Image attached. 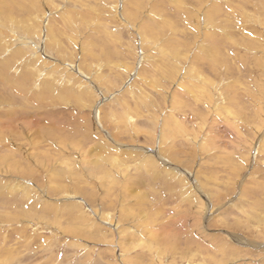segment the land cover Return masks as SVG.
<instances>
[{
  "label": "rangeland",
  "instance_id": "obj_1",
  "mask_svg": "<svg viewBox=\"0 0 264 264\" xmlns=\"http://www.w3.org/2000/svg\"><path fill=\"white\" fill-rule=\"evenodd\" d=\"M14 8L72 79L0 46V264H264V0Z\"/></svg>",
  "mask_w": 264,
  "mask_h": 264
},
{
  "label": "bare ground",
  "instance_id": "obj_2",
  "mask_svg": "<svg viewBox=\"0 0 264 264\" xmlns=\"http://www.w3.org/2000/svg\"><path fill=\"white\" fill-rule=\"evenodd\" d=\"M36 1L37 0H23L22 3H17L16 2V3H12V4H11V1L10 2L6 1L5 8L0 10V46H4V51L7 50L9 52L10 57H12L14 60L18 59L19 63H20V61H22V65H21V68H20L19 72L21 70L24 72V73L22 72L21 76H20V74H17V76H13L10 79L8 78V73H3V74L1 73V77L5 78V79H8L11 82L19 81L20 83H22L24 85V76H25V73H26V77L25 78H26V80L30 79L32 85L28 86V87H24L22 85L11 83L12 84L11 90H13V88L17 89L18 92L25 90V91L28 92V94H31V90H32L33 86L35 88V87H37L39 85H42L41 81L38 82L39 74L42 73V72H43V76H44L43 79L46 78V79L50 80V77H51L52 81L54 83L59 84V85H62L63 82H67L68 84H71V79H72V78H70L69 74L66 73V74L63 75V73L61 72V76L60 77L63 78V82H61L60 81L61 78L59 79L55 75L56 70H54L52 67H47V70L42 71L41 68L38 65L40 63V62H38L39 59H40V56L37 53L33 55L34 56L33 59H30L28 57L27 58L24 57V54L26 52L29 53V51H33V49L31 50L30 49L31 47H29L30 46V44L28 43L29 42V38L27 40L26 35H27V33L29 34V33L33 32V31H36L37 33H39L38 21L40 20V18L36 17V19H35L36 14H34V16H32L33 14L32 15L31 14H29V15L26 14V19L22 18L21 21L16 22V19L10 15L9 11L12 10V8H14V7H15L14 9H16L18 11L23 10V8H27V9L32 10L35 7ZM25 6H27V7H25ZM16 25H18L20 27L19 29L21 31H23L24 34L22 33L21 35H19V34L16 33L17 31L14 32V29H12L11 26H16ZM7 28H8V30L10 32L12 31V36L9 39L12 38V39L15 40V42L17 40L18 42H20V44H22L24 49L21 48V46L20 47L19 46L14 47L13 45L11 46L10 44H8L9 46H6L5 43L7 42L8 38H6V37L2 38V37H3L4 29L7 30ZM9 42L11 43V41H9ZM36 46L37 45L34 44V47H36ZM0 51H1V49H0ZM34 59H37V60H34ZM41 64H42V66H45L47 63L43 61V62H41ZM12 65L10 64L9 67L12 68ZM2 67H4V66H2ZM3 95H4V93H2V94L0 93V109L3 108V106L5 104H7L8 102H11L10 95H8V96H3ZM74 96L76 97V99H78V101H80L82 99V96L80 94H74ZM83 103H84V101H83ZM9 107L11 108V105H8V109H9ZM124 118H125V121H124L125 123H128V122H126L127 120L130 121L129 123L133 122V121H131L132 117L130 115H126ZM78 217H83V213L81 211L78 213Z\"/></svg>",
  "mask_w": 264,
  "mask_h": 264
}]
</instances>
